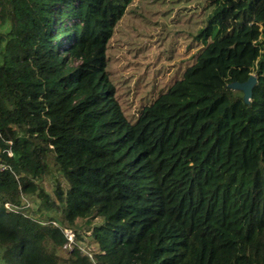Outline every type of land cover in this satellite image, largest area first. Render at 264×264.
I'll use <instances>...</instances> for the list:
<instances>
[{"label":"trees","instance_id":"1","mask_svg":"<svg viewBox=\"0 0 264 264\" xmlns=\"http://www.w3.org/2000/svg\"><path fill=\"white\" fill-rule=\"evenodd\" d=\"M133 2L0 0V264H264V0L145 1L124 74Z\"/></svg>","mask_w":264,"mask_h":264},{"label":"rangeland","instance_id":"2","mask_svg":"<svg viewBox=\"0 0 264 264\" xmlns=\"http://www.w3.org/2000/svg\"><path fill=\"white\" fill-rule=\"evenodd\" d=\"M145 1H150V0H134V2L132 3V8H133V13L132 16H133V19H123L121 21V23L119 24V31L117 32V34L119 35V40L116 41V42H113L114 44H122V46H115L114 48H112V50H115L112 52V57L114 59L115 62H117L116 64H119V70L121 71V69L123 67H121V65H123L122 63H119V61H123V56L125 55H130L132 53H134V49H130V50H126V48H124L125 46L128 45V47H131L133 48L134 47V44H135V41H140V32L143 31V27L145 26V21H147L146 19H142V17L140 16L141 14H147L148 12H146L148 10V6L147 4L145 3ZM166 3L164 5H161L162 6H167V8H170L171 7V3L172 2H169V1H173V0H165ZM176 4L174 6H177L178 4L181 3V0H177V2H175ZM167 23L169 24V27L172 25V23L169 21H167ZM178 25L176 24L174 28H169V29H173V30H179L180 28L177 27ZM152 28V30L155 32V33H159V28H153L152 26L150 27ZM149 28V29H150ZM4 30V27H0V32ZM152 32V33H154ZM150 37H153V38H156L157 35L156 34H152ZM149 39V38H148ZM147 39V40H148ZM169 40H170V44L171 45H177V42H179V49L181 50V31H177V32H174V33H171L169 35ZM132 41L131 45L130 42ZM160 43V42H159ZM172 50L171 46L169 45L168 46V51L170 52ZM168 51H162L161 54H165V53H168ZM140 51L136 54V56L134 57H131L130 58V61L124 66L123 70H124V74H127L128 72H126L127 69H130V71H132L134 73L135 70L133 69H136V68H142L143 64H133L134 61H137V59L140 60V63L141 62H146L147 60H144V58L140 57ZM148 55V58L150 57V52L147 53ZM151 58V57H150ZM147 59V58H146ZM129 75V74H128ZM135 74H132V75H129V77L127 78V80H131L133 77H134ZM232 87H235L233 85H231ZM42 186H43V189L44 191L49 194L50 196L53 195V181L51 180V178H49L48 176H45L44 177V180L42 182ZM23 198H22V201L25 205H28L31 207V210H30V214L33 216V217H39V215L41 213H43L44 211L40 209V204L42 203V199L37 195V191L36 192H27L26 194H23ZM74 235V234H73ZM69 240V239H68ZM69 242H73V237L71 238V240H69ZM76 244H78L81 249L84 251V252H89V248L88 246L86 245V243L84 241H81L79 239H76ZM60 254L61 256H65V252H63V250L60 251ZM64 264V263H62Z\"/></svg>","mask_w":264,"mask_h":264},{"label":"water","instance_id":"3","mask_svg":"<svg viewBox=\"0 0 264 264\" xmlns=\"http://www.w3.org/2000/svg\"><path fill=\"white\" fill-rule=\"evenodd\" d=\"M255 82H256L255 75L250 74L249 77L247 78V80H245L243 82H234L231 85L241 88L245 94V98L248 99L251 96V90H252Z\"/></svg>","mask_w":264,"mask_h":264},{"label":"built area","instance_id":"4","mask_svg":"<svg viewBox=\"0 0 264 264\" xmlns=\"http://www.w3.org/2000/svg\"><path fill=\"white\" fill-rule=\"evenodd\" d=\"M4 168L5 167L0 164V171H2ZM66 235H67L69 240H71V238L73 237V233L71 231H66Z\"/></svg>","mask_w":264,"mask_h":264}]
</instances>
